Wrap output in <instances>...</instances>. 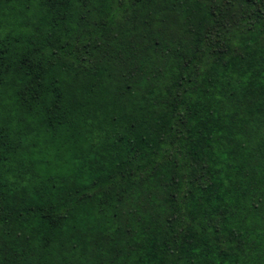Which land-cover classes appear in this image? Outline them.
<instances>
[{"label":"trees","instance_id":"trees-1","mask_svg":"<svg viewBox=\"0 0 264 264\" xmlns=\"http://www.w3.org/2000/svg\"><path fill=\"white\" fill-rule=\"evenodd\" d=\"M0 264H264V0H0Z\"/></svg>","mask_w":264,"mask_h":264}]
</instances>
